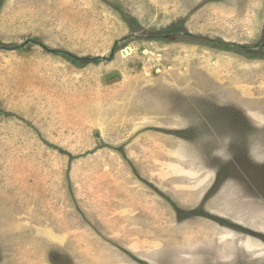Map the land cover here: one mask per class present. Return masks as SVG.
Instances as JSON below:
<instances>
[{
  "label": "rangeland",
  "instance_id": "rangeland-1",
  "mask_svg": "<svg viewBox=\"0 0 264 264\" xmlns=\"http://www.w3.org/2000/svg\"><path fill=\"white\" fill-rule=\"evenodd\" d=\"M255 161L264 0H0V264H264Z\"/></svg>",
  "mask_w": 264,
  "mask_h": 264
},
{
  "label": "trees",
  "instance_id": "trees-1",
  "mask_svg": "<svg viewBox=\"0 0 264 264\" xmlns=\"http://www.w3.org/2000/svg\"><path fill=\"white\" fill-rule=\"evenodd\" d=\"M121 14L127 20H129V19L131 20V18H129V16H127V15H125L123 13H121ZM128 23H130V22H128ZM183 25H184L183 22L173 24L171 30L179 29L181 31L183 29ZM190 43H192V42H190ZM195 43L201 44V45H205V46H209V47H216L218 45H221V47H223L221 49H223L225 51L237 53L239 55L245 56L246 58L258 57L253 52H248L247 47L243 46V45L225 43V42H222V41H206V42H203L201 39L199 41L195 42ZM116 50H117V47H114L113 50H112L111 56H114ZM54 52L56 54H59V55L63 56L65 59L73 62L76 66H78L80 68L85 67V66L90 65V64H98L100 62V59L98 57L79 58V57H76V56H74V55H72L70 53H67V52H61V51H54Z\"/></svg>",
  "mask_w": 264,
  "mask_h": 264
},
{
  "label": "bare ground",
  "instance_id": "bare-ground-1",
  "mask_svg": "<svg viewBox=\"0 0 264 264\" xmlns=\"http://www.w3.org/2000/svg\"><path fill=\"white\" fill-rule=\"evenodd\" d=\"M259 96H260V95H259ZM257 97H258V96H257ZM248 218H249V216H248ZM249 226H250V225H249ZM251 227H252V226H251ZM254 227H255V225H254ZM255 228H258V229H259V228H260V229H264V228H263V224H261V223H258V224H257V227H255ZM231 236L234 237L233 234H231ZM253 243H254L253 246L257 248V246H258V241L253 240ZM260 250H261V249H260ZM261 251H262V250H261ZM244 263H245V264H248L246 261H244Z\"/></svg>",
  "mask_w": 264,
  "mask_h": 264
},
{
  "label": "clouds",
  "instance_id": "clouds-1",
  "mask_svg": "<svg viewBox=\"0 0 264 264\" xmlns=\"http://www.w3.org/2000/svg\"><path fill=\"white\" fill-rule=\"evenodd\" d=\"M255 162H257V163H264V161H255Z\"/></svg>",
  "mask_w": 264,
  "mask_h": 264
}]
</instances>
